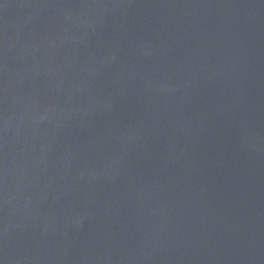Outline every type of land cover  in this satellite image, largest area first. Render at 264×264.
Returning a JSON list of instances; mask_svg holds the SVG:
<instances>
[{"label":"water","instance_id":"95a60500","mask_svg":"<svg viewBox=\"0 0 264 264\" xmlns=\"http://www.w3.org/2000/svg\"><path fill=\"white\" fill-rule=\"evenodd\" d=\"M0 264H264V0H0Z\"/></svg>","mask_w":264,"mask_h":264}]
</instances>
